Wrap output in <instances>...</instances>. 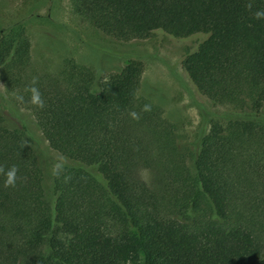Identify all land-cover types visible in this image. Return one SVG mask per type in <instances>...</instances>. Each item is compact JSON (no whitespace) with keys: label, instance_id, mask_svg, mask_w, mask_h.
<instances>
[{"label":"trees","instance_id":"obj_1","mask_svg":"<svg viewBox=\"0 0 264 264\" xmlns=\"http://www.w3.org/2000/svg\"><path fill=\"white\" fill-rule=\"evenodd\" d=\"M68 6L116 42L202 37L182 68L203 97L235 115L181 151L177 127L138 96L140 61L102 80L73 60L58 73L35 71L25 27L3 30L0 82L77 167L56 168L48 201L26 134L0 121V264H264V17L255 16L264 0Z\"/></svg>","mask_w":264,"mask_h":264},{"label":"rangeland","instance_id":"obj_2","mask_svg":"<svg viewBox=\"0 0 264 264\" xmlns=\"http://www.w3.org/2000/svg\"><path fill=\"white\" fill-rule=\"evenodd\" d=\"M69 0H0V34L22 24L30 38V58L35 71L58 73L65 60L91 68L105 79L129 61L143 64L138 96L160 107L164 117L177 127L181 151L193 152L201 132L212 122H226L235 114L211 104L188 79L182 59L202 37L175 39L162 32L141 41L116 42L82 23L69 11ZM264 119V110L261 114ZM0 121L26 134L42 172L48 201L53 199L52 177L58 167H77L53 151L36 126L32 115L15 105L0 82ZM149 184L152 174L140 171Z\"/></svg>","mask_w":264,"mask_h":264},{"label":"clouds","instance_id":"obj_3","mask_svg":"<svg viewBox=\"0 0 264 264\" xmlns=\"http://www.w3.org/2000/svg\"><path fill=\"white\" fill-rule=\"evenodd\" d=\"M255 16L257 18H261V17H264V12H261V11H257L255 13ZM32 102L34 104H40V100H39V95L36 91V89H32ZM7 181H6V184H13L14 183V180H15V168H12L10 169L7 173Z\"/></svg>","mask_w":264,"mask_h":264}]
</instances>
